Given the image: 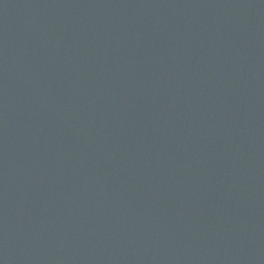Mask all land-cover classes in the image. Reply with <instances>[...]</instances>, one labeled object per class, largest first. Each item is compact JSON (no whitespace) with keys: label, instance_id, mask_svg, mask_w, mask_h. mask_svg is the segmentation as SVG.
I'll list each match as a JSON object with an SVG mask.
<instances>
[{"label":"water","instance_id":"95a60500","mask_svg":"<svg viewBox=\"0 0 264 264\" xmlns=\"http://www.w3.org/2000/svg\"><path fill=\"white\" fill-rule=\"evenodd\" d=\"M0 264H264V0H0Z\"/></svg>","mask_w":264,"mask_h":264}]
</instances>
